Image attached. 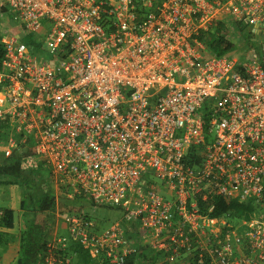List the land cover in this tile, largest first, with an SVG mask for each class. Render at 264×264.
<instances>
[{
    "label": "built area",
    "instance_id": "2783aa9c",
    "mask_svg": "<svg viewBox=\"0 0 264 264\" xmlns=\"http://www.w3.org/2000/svg\"><path fill=\"white\" fill-rule=\"evenodd\" d=\"M1 23L0 161L30 147L21 169L123 212L70 216L37 264H137L141 247L264 264V0H0ZM217 198L252 211L216 215Z\"/></svg>",
    "mask_w": 264,
    "mask_h": 264
},
{
    "label": "trees",
    "instance_id": "16d2710c",
    "mask_svg": "<svg viewBox=\"0 0 264 264\" xmlns=\"http://www.w3.org/2000/svg\"><path fill=\"white\" fill-rule=\"evenodd\" d=\"M217 32H219L218 36L215 35ZM210 36L206 43L209 50L218 56L229 55L235 47L232 41L224 39L218 28H215ZM24 42L29 46L31 44L29 37L25 38ZM31 152L30 147L22 151V154L13 151L7 159L0 161V186L15 187L20 194L19 226L15 220L16 212L9 205L0 206V228L18 231L17 235L12 236L17 242L16 257L12 264H37L39 258L44 256L45 245L50 238V224L56 210L60 215L81 214L80 207L68 204L57 207L53 189L49 185L51 182L50 173L40 163L29 170L21 169V156L29 155ZM72 199H75V202H80L83 198ZM215 202L216 215L225 213L231 218L247 217V214L252 211L249 204H239L235 200L225 202L223 199L217 198ZM3 235V233L0 234V239ZM78 251L79 254L74 264H99L90 259L83 251L79 249ZM129 260L130 263L135 260L137 264H156V255L151 250L141 247L137 250V254L130 257Z\"/></svg>",
    "mask_w": 264,
    "mask_h": 264
},
{
    "label": "rangeland",
    "instance_id": "374dc122",
    "mask_svg": "<svg viewBox=\"0 0 264 264\" xmlns=\"http://www.w3.org/2000/svg\"><path fill=\"white\" fill-rule=\"evenodd\" d=\"M6 25L5 23L0 24V35L1 29L5 33ZM257 43H254V47ZM237 48L234 47V49ZM241 51V48H240ZM53 189L57 207H61V205H73L75 207H80L81 214L90 217L91 219L100 223L102 228L108 227L116 222L123 221V212L115 209V208H106V207H96L90 204L88 200L81 199L80 202H75V199L65 196V191L59 189L53 182L49 184ZM19 190L12 186L1 185L0 186V206L9 205L10 199L19 201ZM19 203V202H18ZM19 207V204H18ZM17 207V208H18ZM15 220L17 225L19 226V209L16 212ZM70 216L68 214L60 215L58 210L55 211L53 215L52 222L50 224L49 235L54 234L56 232L57 237H65L68 238V223L67 220Z\"/></svg>",
    "mask_w": 264,
    "mask_h": 264
},
{
    "label": "crops",
    "instance_id": "0c3cea01",
    "mask_svg": "<svg viewBox=\"0 0 264 264\" xmlns=\"http://www.w3.org/2000/svg\"><path fill=\"white\" fill-rule=\"evenodd\" d=\"M18 202L19 201L13 199H10L9 201V207L15 212H18L19 209ZM2 233L4 235L1 236L0 239V264H12L15 260L17 250V242L12 236L17 235L18 231L15 229L5 230L0 228V234Z\"/></svg>",
    "mask_w": 264,
    "mask_h": 264
}]
</instances>
